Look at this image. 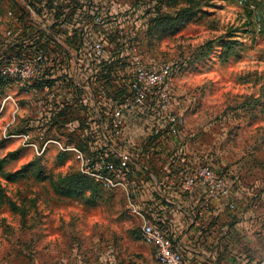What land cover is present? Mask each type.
Masks as SVG:
<instances>
[{
	"label": "rangeland",
	"instance_id": "374dc122",
	"mask_svg": "<svg viewBox=\"0 0 264 264\" xmlns=\"http://www.w3.org/2000/svg\"><path fill=\"white\" fill-rule=\"evenodd\" d=\"M108 1L102 18L108 40L129 39L145 64H182L172 81V98L185 137L198 148L200 161L206 156L230 185L226 199L235 207H224L223 224L235 232L248 231L247 256L263 258L264 0H199L192 4L194 15L173 29L156 25L155 11L160 7L173 14L188 5L186 0ZM11 2L0 0V36ZM112 16L119 17L120 30H113L117 25ZM227 39L236 45L222 60L221 42ZM208 40H214L213 48L201 57ZM8 94L12 98L5 96L9 98L2 108L5 94L0 92V160L5 159V171L21 169L23 177L7 181L0 175L6 200L0 209V264H155V250L139 238L141 217L131 204L147 220L155 213L131 201L132 195L129 200L124 190L99 184L95 203L88 201V193L78 198L56 195L52 180L77 171L78 162L55 145L38 156L8 137L27 128L29 117L24 114L41 112L30 107V92ZM16 98H21V109ZM44 128L48 135L52 128L64 134L60 121L52 119ZM82 143L88 150V142ZM251 245H258L260 252L251 253Z\"/></svg>",
	"mask_w": 264,
	"mask_h": 264
},
{
	"label": "built area",
	"instance_id": "2783aa9c",
	"mask_svg": "<svg viewBox=\"0 0 264 264\" xmlns=\"http://www.w3.org/2000/svg\"><path fill=\"white\" fill-rule=\"evenodd\" d=\"M109 4L108 0H12L0 36V85L23 87L38 82L37 95L49 96L54 91L50 80L58 77L59 84L69 88L70 93L60 102V107L70 105L72 98L79 101L78 105L87 103L83 121L88 150L46 137L44 126L51 123L58 107L55 111L26 116L29 117L27 128L8 137L16 138L20 146L33 150L38 156L51 144L70 152L81 173L106 189L124 190L129 200L132 195L131 201H136L141 181L132 174L131 160L120 157L110 146L123 136L128 120H137L141 113L153 121L150 129L155 130V126L162 124L160 128L169 138L184 136L185 127L172 98V81L179 64L171 61L145 64L129 39L108 40L107 25L103 24L102 18L106 16ZM30 11L37 12L38 16L31 17ZM112 19L117 25L113 30H120L119 17L112 16ZM53 25L60 32L56 34L47 29ZM66 36L75 37V40L70 39L72 54L61 45ZM112 43H119L120 51L127 52L123 55V65L127 68L118 80L119 87L110 91L103 62ZM70 59L75 61L73 67L80 68L85 74L84 84L75 82ZM189 155L192 156L186 152L185 144H180L177 150L182 166L177 185L179 192L189 193L200 187L204 208L211 200L226 199L230 193L227 179L205 159L200 161L198 156ZM131 207L141 217L140 239L155 250V264H185L181 252L174 248L169 231L147 220L133 203ZM226 207L234 209L235 203L228 201ZM261 262L264 264V257Z\"/></svg>",
	"mask_w": 264,
	"mask_h": 264
},
{
	"label": "crops",
	"instance_id": "0c3cea01",
	"mask_svg": "<svg viewBox=\"0 0 264 264\" xmlns=\"http://www.w3.org/2000/svg\"><path fill=\"white\" fill-rule=\"evenodd\" d=\"M30 14L31 17L38 16L37 12L30 11ZM47 29L53 33L60 32L59 28L54 25ZM36 31L39 32L40 29L36 28ZM70 39L75 40V37H63L61 45L72 54ZM119 48V43H112L109 47V54L103 62L105 70H107L106 76L109 79L110 91L119 87L118 80L123 77L127 68L123 65V55H126L127 52L120 51ZM69 62L75 82L84 84L83 76L86 77L85 74L80 68L73 67L74 60L70 59ZM50 82L54 84V91L49 96L40 94L42 97L39 98L35 97L38 92V82L23 87L18 84L11 87L0 85V90L12 98L8 92L13 91L17 96L20 93H25L24 90L27 89L34 95L30 101V107L33 106V110L55 111L58 107L59 109L52 115V118L53 120L61 119L64 134L59 135L56 129L52 128L49 135L53 138L76 141L80 148L87 150L82 143V141L88 140L82 125L84 114L87 112V103L83 106L78 105L79 101L72 98L70 105L60 107V102L70 94L69 88L60 85L58 77L51 79ZM5 98L2 97V101H6ZM20 99L14 100L17 109H21ZM88 104L90 106V102ZM34 112L31 114L34 115ZM60 114L62 115L60 116ZM24 116L27 115L24 114ZM21 117L23 115L19 116V120ZM152 123L153 121L148 119L145 113H141L137 120L129 119L123 136L117 142H112L110 146L120 157L125 156L131 160L132 174L141 181V194L136 197V201L145 205L146 210L150 213H155L151 221L160 226L163 224L162 227L169 231L174 248L181 252L185 264H262L261 257L247 256L248 252L244 249L248 231L235 232L227 224H223V209L227 208V199L211 200L210 204L204 208L202 206L204 196L200 187L189 193L179 192L177 185L182 174V166L177 158L179 145L184 143L186 152L192 156H197L199 150L193 142L191 143L190 139L185 137V132L183 137L169 138L164 129L160 128L162 124L155 126L154 130L150 129ZM192 156L189 155V157ZM200 156L202 155H198L199 159ZM205 160H207L206 156ZM248 248L253 250L249 251L251 253L260 252L258 245H251Z\"/></svg>",
	"mask_w": 264,
	"mask_h": 264
},
{
	"label": "trees",
	"instance_id": "16d2710c",
	"mask_svg": "<svg viewBox=\"0 0 264 264\" xmlns=\"http://www.w3.org/2000/svg\"><path fill=\"white\" fill-rule=\"evenodd\" d=\"M198 1L199 0H186L188 5L184 4L183 6H181L180 9H178L173 14L168 11L161 12L159 9L160 7H159L155 11L156 14L152 18V20L156 21L155 22L156 25H162L166 27V29H170V28L173 29V26H175L176 28H180V26H182L186 20H188L191 16L194 15L195 12H194V7L192 6V4ZM235 41L236 40H233V39H227L226 41L221 42L220 58L222 60H225L228 57V55L233 52L235 45H236ZM212 43H214V40L213 41L208 40L206 43H204V45L201 47V52L199 53L201 57H204L207 54V52L213 48ZM180 67H182L181 63L179 65V69ZM25 90L28 91L27 89ZM0 92L4 93L1 90ZM6 95L7 94L3 95L2 97H5ZM61 115L62 114H60V116ZM84 117H85V114H84ZM21 120L22 119L19 120L18 118V123H20ZM55 120L61 121V119H58V118H56ZM20 131L22 130L11 132V134L19 133ZM46 137L53 138L48 134L46 135ZM54 139H58V138H54ZM60 140H63V139H60ZM63 141L74 143L76 146H79L78 142H75L73 140H63ZM52 145L53 144L49 145L42 155H44L47 152L48 148ZM11 155H14V152H11ZM42 155H39V156H42ZM4 161H5L4 158L0 160V175L3 179L7 181H16L23 177V171L21 169L13 171V172L5 171L3 169V166L5 164ZM97 184L100 185V183L96 182L93 178L77 170V171L67 172L64 175L59 176L56 180H52L51 187L56 195L66 197V198H75V197L78 198L80 196H83L85 193H88L89 195L88 201L90 203H95L97 199L99 198V196L97 195ZM5 202H6L5 195L2 192H0V209ZM139 238H140V235H139Z\"/></svg>",
	"mask_w": 264,
	"mask_h": 264
}]
</instances>
